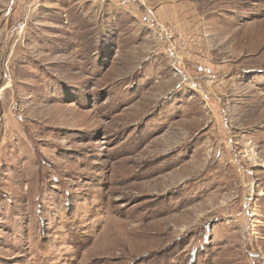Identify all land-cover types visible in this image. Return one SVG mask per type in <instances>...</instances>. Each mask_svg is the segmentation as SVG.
Here are the masks:
<instances>
[{
  "label": "rangeland",
  "instance_id": "1",
  "mask_svg": "<svg viewBox=\"0 0 264 264\" xmlns=\"http://www.w3.org/2000/svg\"><path fill=\"white\" fill-rule=\"evenodd\" d=\"M147 2L0 0V264H264V0Z\"/></svg>",
  "mask_w": 264,
  "mask_h": 264
},
{
  "label": "built area",
  "instance_id": "2",
  "mask_svg": "<svg viewBox=\"0 0 264 264\" xmlns=\"http://www.w3.org/2000/svg\"><path fill=\"white\" fill-rule=\"evenodd\" d=\"M113 1L116 2L121 7H128V6L135 7L138 12L139 21L141 23L145 25H155L158 28L159 27L163 28V26L160 24L157 18L154 8L147 2V0H113Z\"/></svg>",
  "mask_w": 264,
  "mask_h": 264
},
{
  "label": "bare ground",
  "instance_id": "3",
  "mask_svg": "<svg viewBox=\"0 0 264 264\" xmlns=\"http://www.w3.org/2000/svg\"><path fill=\"white\" fill-rule=\"evenodd\" d=\"M174 179H175V178H174ZM159 180H160V178H158L156 181L154 180V181L156 182V183H155L156 187H157L159 184L163 183V182L159 183V182H160ZM162 180H163V179H162ZM164 184H165V183H164ZM153 186H154V185H153ZM147 187H149V186H147ZM150 187H151V186H150ZM161 188H162V187H161ZM144 189H145V188H144ZM148 189H149V188H148ZM150 190H151V189H150ZM152 190H153V189H152ZM156 190H157V189H156Z\"/></svg>",
  "mask_w": 264,
  "mask_h": 264
}]
</instances>
